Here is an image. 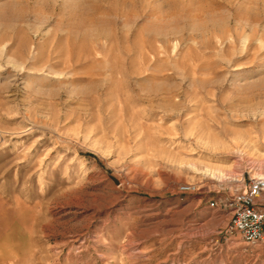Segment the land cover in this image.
<instances>
[{
	"label": "rangeland",
	"instance_id": "374dc122",
	"mask_svg": "<svg viewBox=\"0 0 264 264\" xmlns=\"http://www.w3.org/2000/svg\"><path fill=\"white\" fill-rule=\"evenodd\" d=\"M240 177L264 0H0V264H264L210 207Z\"/></svg>",
	"mask_w": 264,
	"mask_h": 264
},
{
	"label": "built area",
	"instance_id": "2783aa9c",
	"mask_svg": "<svg viewBox=\"0 0 264 264\" xmlns=\"http://www.w3.org/2000/svg\"><path fill=\"white\" fill-rule=\"evenodd\" d=\"M243 178L225 200L211 202L210 207H219L230 216L226 225L229 235L237 234L248 247L264 242V177L253 178L244 185ZM195 188L189 184L178 186V193H190Z\"/></svg>",
	"mask_w": 264,
	"mask_h": 264
}]
</instances>
